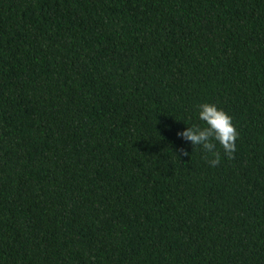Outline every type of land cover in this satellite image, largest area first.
<instances>
[{
    "label": "trees",
    "instance_id": "obj_1",
    "mask_svg": "<svg viewBox=\"0 0 264 264\" xmlns=\"http://www.w3.org/2000/svg\"><path fill=\"white\" fill-rule=\"evenodd\" d=\"M0 264H264V0H0Z\"/></svg>",
    "mask_w": 264,
    "mask_h": 264
},
{
    "label": "clouds",
    "instance_id": "obj_2",
    "mask_svg": "<svg viewBox=\"0 0 264 264\" xmlns=\"http://www.w3.org/2000/svg\"><path fill=\"white\" fill-rule=\"evenodd\" d=\"M198 120L203 126L193 124L177 131L176 136L190 144L194 150L199 149L205 154L206 162L215 167L221 162L217 144L223 149L225 157L231 159L236 151L238 132L233 124L232 117L214 103L197 105ZM183 155L188 156L186 149H181Z\"/></svg>",
    "mask_w": 264,
    "mask_h": 264
}]
</instances>
